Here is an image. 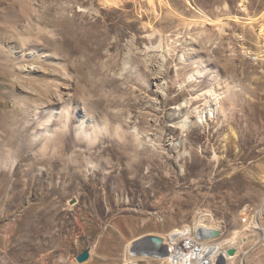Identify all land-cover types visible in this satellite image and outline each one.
<instances>
[{"label":"rangeland","instance_id":"374dc122","mask_svg":"<svg viewBox=\"0 0 264 264\" xmlns=\"http://www.w3.org/2000/svg\"><path fill=\"white\" fill-rule=\"evenodd\" d=\"M106 1L0 0V264H132L200 217L264 264V0Z\"/></svg>","mask_w":264,"mask_h":264},{"label":"bare ground","instance_id":"6f19581e","mask_svg":"<svg viewBox=\"0 0 264 264\" xmlns=\"http://www.w3.org/2000/svg\"><path fill=\"white\" fill-rule=\"evenodd\" d=\"M104 4L108 5L109 4L108 0ZM244 11H246V9H244ZM248 20H249V22H254L255 21L252 18H249ZM216 24L219 25L218 22ZM262 31H264V29H261L260 33ZM263 34H264V32H263ZM190 79H193V76H191ZM205 93L206 94H204V93L203 94H199L195 98V100H191L190 101V104L193 105L194 101L201 100L200 98H202V97L205 99V101H204V107H205L204 110L206 111L204 113L205 115L200 114V112H197V110H196V113H199V116H198L199 120L196 121V122H193V125H195V126H197L198 123H202V124L203 123H207V121H209L210 118H213V120H214V117H216L215 113H217V111H219L218 109H221L220 108L219 98H218L219 97L218 93H215V92H213L211 90H209V91H207ZM80 126L81 127H79V129H78L77 135H80L81 137L82 136L83 137H88V136H91V135H95L96 136L99 133H101V130L99 129V127H95L94 128L92 126L89 129H86L85 126H83V125H80ZM64 127H65V125L58 127L59 128L58 131L59 130L61 131ZM181 128L182 129H186V126H185L184 122L181 125ZM26 130H27L26 128H25V130H22V131L9 130V129L5 128V129H3V135L1 136V138L6 142L7 146H9V147L11 146L12 149H15V150L18 149V151L17 150L16 151L21 153L22 151H24V149L27 147V145L22 144L24 146H22L21 148H17V147H15L12 144V142H10V139L14 137V138H17L20 141L24 142L25 141L24 137H25V131ZM104 130H105V128H104ZM56 132H57V130H55L54 132L52 130L51 131L52 134H50V135H54L53 133H55L57 135ZM247 220L248 219L244 218L242 221L243 222H247ZM248 224H250L252 226V224L250 222ZM214 226H215V224L211 223L209 219L206 220V219H203V218L200 217L199 221L194 225L193 230H190L189 226H185V227L182 228V230L175 229V230L171 231L168 235L161 236V238L163 239L164 243L168 247L173 249L176 245H178L179 242H182L180 239L181 238H185V234H187V232L192 231V232H189V238H186V245H195V251H200V254H198L199 255L198 259L194 261L195 264H215V260H216V257L219 254V249H220L221 245L216 244L214 242L210 243L209 240L211 238H208L207 240L202 238L203 231L207 230V229H213ZM249 226H247V227H249ZM215 229L219 230L218 228H215ZM198 239H199V243H198ZM130 243H128L126 245V251L125 252H126L127 259L130 262H133L132 264H139L141 261H145V260H149V259H159L157 257H154L153 255H149V254H146V253H131L129 251ZM169 260L170 261L172 260L173 262L179 261L180 260V253L175 251V250L172 251L171 254L169 255ZM173 264H175V263H173Z\"/></svg>","mask_w":264,"mask_h":264},{"label":"water","instance_id":"95a60500","mask_svg":"<svg viewBox=\"0 0 264 264\" xmlns=\"http://www.w3.org/2000/svg\"><path fill=\"white\" fill-rule=\"evenodd\" d=\"M220 235L221 233L218 230H204L202 238H218ZM129 251L131 253H146L159 259H164L168 256L167 245L164 243L163 239L159 236L151 234H145L132 240L129 245ZM234 254V249L225 251L226 256H233ZM88 260L89 250L83 251L76 257V262L78 264H83ZM215 264H226L225 256L223 254H219L216 258Z\"/></svg>","mask_w":264,"mask_h":264},{"label":"built area","instance_id":"2783aa9c","mask_svg":"<svg viewBox=\"0 0 264 264\" xmlns=\"http://www.w3.org/2000/svg\"><path fill=\"white\" fill-rule=\"evenodd\" d=\"M208 230V229H207ZM210 230V229H209ZM192 232V231H189ZM189 232L185 234V238H181L182 242H179L173 249L167 246L168 256L164 259H161L162 264H195V260L198 259L200 251H195V245H186V238H189ZM199 243V239H198ZM177 251L180 253V260L177 262H173L169 260V255L172 251ZM201 263V262H200Z\"/></svg>","mask_w":264,"mask_h":264},{"label":"crops","instance_id":"0c3cea01","mask_svg":"<svg viewBox=\"0 0 264 264\" xmlns=\"http://www.w3.org/2000/svg\"><path fill=\"white\" fill-rule=\"evenodd\" d=\"M147 234H153V233H147ZM157 235V234H156ZM216 242V241H215Z\"/></svg>","mask_w":264,"mask_h":264}]
</instances>
